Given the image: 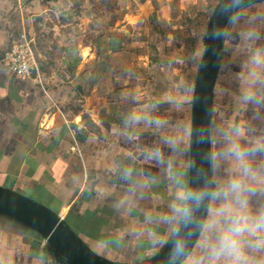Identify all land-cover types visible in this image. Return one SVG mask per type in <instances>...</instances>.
<instances>
[{
  "label": "crops",
  "instance_id": "obj_1",
  "mask_svg": "<svg viewBox=\"0 0 264 264\" xmlns=\"http://www.w3.org/2000/svg\"><path fill=\"white\" fill-rule=\"evenodd\" d=\"M174 1L0 0V60L26 34L45 81L41 89L0 62V192L37 208L53 233L60 229L96 264H162L168 248L154 235L166 233L170 205L193 184L199 74L222 0H194L190 34L174 20L188 17V0H179L177 14ZM220 29L208 131L212 188L234 174L229 137L246 148L264 142V70L249 64L264 48V0L242 2ZM249 91L254 101L244 99ZM248 159L264 172V151ZM253 187L255 212L264 209V185ZM0 264L80 263L0 210Z\"/></svg>",
  "mask_w": 264,
  "mask_h": 264
},
{
  "label": "clouds",
  "instance_id": "obj_2",
  "mask_svg": "<svg viewBox=\"0 0 264 264\" xmlns=\"http://www.w3.org/2000/svg\"><path fill=\"white\" fill-rule=\"evenodd\" d=\"M241 3L225 0L220 11L228 14ZM253 35L247 33L249 38ZM223 36L224 30L213 29V38ZM249 64L264 70V48L252 53ZM252 75L257 77L256 72ZM244 99L254 101L255 95L246 92ZM257 151H264V142L246 148L229 137L225 155L235 160L234 174L215 188L207 180L197 187L185 184L180 188L165 220L166 233L154 235L156 245L168 248L165 264H264V258L254 255L264 253V209L254 212L250 205L253 184L264 185V172L254 169L248 159ZM209 159L215 165L217 157ZM210 200L215 202L214 207L209 208ZM201 210L205 211L203 217L199 215ZM193 241L195 252L189 250Z\"/></svg>",
  "mask_w": 264,
  "mask_h": 264
},
{
  "label": "water",
  "instance_id": "obj_3",
  "mask_svg": "<svg viewBox=\"0 0 264 264\" xmlns=\"http://www.w3.org/2000/svg\"><path fill=\"white\" fill-rule=\"evenodd\" d=\"M244 1L247 0H242V2ZM224 3L225 0H222L215 7L211 14L205 40L204 52L202 55L197 98L195 102L193 140L194 167L192 173V187H197L208 179L209 116L219 40V38L212 37V31L213 29L219 30L221 27L222 20L226 15L220 11ZM0 210L16 215L34 225L45 236H50V240L53 245L59 247L65 253L73 256L80 264H96L86 255L81 253L60 229H57L53 233V222L51 223L49 219H46L43 214L31 204H27V202L13 197L7 193L0 192ZM199 215L203 217L204 210H201ZM166 259L162 262V264H165Z\"/></svg>",
  "mask_w": 264,
  "mask_h": 264
},
{
  "label": "built area",
  "instance_id": "obj_4",
  "mask_svg": "<svg viewBox=\"0 0 264 264\" xmlns=\"http://www.w3.org/2000/svg\"><path fill=\"white\" fill-rule=\"evenodd\" d=\"M1 64L8 68L10 72L19 78L29 79L41 89H44V79L39 70V64L32 48V42L28 35L22 34L20 41L10 47V49L2 54ZM79 157L80 152L74 142L72 147Z\"/></svg>",
  "mask_w": 264,
  "mask_h": 264
},
{
  "label": "rangeland",
  "instance_id": "obj_5",
  "mask_svg": "<svg viewBox=\"0 0 264 264\" xmlns=\"http://www.w3.org/2000/svg\"><path fill=\"white\" fill-rule=\"evenodd\" d=\"M174 4H173V10H174V14H177V12L179 11V9H180V7H179V4H180V1L179 0H177V1H174L173 2ZM187 5H188V14H186V15H188V17H185V16H179V15H174V20H175V22L177 23V24H180L182 21L184 22L185 21V23L187 24V26H188V29H189V34H190V32H191V30H192V27H193V23H194V20H193V18H194V14H195V8H194V5H193V3H194V0H188L187 1ZM184 26V25H183Z\"/></svg>",
  "mask_w": 264,
  "mask_h": 264
}]
</instances>
